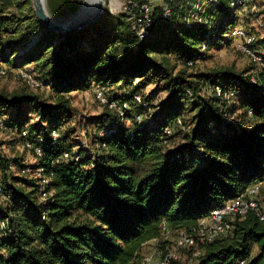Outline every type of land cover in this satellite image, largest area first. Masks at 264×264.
<instances>
[{
	"label": "trees",
	"instance_id": "16d2710c",
	"mask_svg": "<svg viewBox=\"0 0 264 264\" xmlns=\"http://www.w3.org/2000/svg\"><path fill=\"white\" fill-rule=\"evenodd\" d=\"M24 1L2 0L5 8H15L6 16L0 8L3 60L13 63L19 52L15 45L23 43V63L34 65L38 79L58 97L49 104L26 89H0V113L19 115L7 117L6 126L43 152L38 158L33 154L32 164H22L0 148V264H145L143 247L163 237L164 224L171 233L192 231L213 210L264 181V68L246 76L228 69L187 73L236 27L238 0H208L211 17L204 22L186 20L187 0H164L153 7L145 38L123 12H106L80 31L57 34L37 17L19 15ZM81 5L74 0V9ZM165 7L171 10L168 17ZM25 25L24 35L8 44L5 54V44L15 36L4 40L2 35H15ZM31 32L36 35L25 44ZM249 46L262 48L264 41L255 37ZM171 56L184 67L176 70ZM137 79L160 85L168 98L155 103L157 89L141 94L144 107L134 101L137 91L108 94L109 100L131 104L125 120L104 106L107 113L94 121L93 148L62 135L59 119L74 107L66 95L93 81L119 86ZM215 85L236 90L240 102L218 96ZM24 105H34L43 121L56 124L49 130L29 126L21 118ZM137 114L145 116L142 128ZM180 118L184 129L177 125ZM66 152L71 158L64 157ZM12 163L23 170L21 176H13ZM45 177L50 181L43 186ZM188 248V261L179 257L170 264H264V221L251 211L234 221L231 233Z\"/></svg>",
	"mask_w": 264,
	"mask_h": 264
},
{
	"label": "rangeland",
	"instance_id": "374dc122",
	"mask_svg": "<svg viewBox=\"0 0 264 264\" xmlns=\"http://www.w3.org/2000/svg\"><path fill=\"white\" fill-rule=\"evenodd\" d=\"M105 1L107 12L109 13V15L118 16L121 12V0ZM187 2V9L183 13L186 20L190 22H204L206 19H210L211 13H207V11L210 9L208 0H187ZM31 3V0L24 1L22 4V10H18L17 13L21 16H27L29 18L36 19V14L31 6ZM81 3H83V0H81ZM47 4L50 13L54 17V19L58 21L65 20L67 17L69 21H71L72 19L80 20L81 18L87 16V13L83 12L78 14H71L72 12L76 11V9H74V0H70L67 3L64 0H47ZM0 8H3V10L5 11L3 14H1L2 16L10 15L11 12H15L14 7L5 8V6L2 4V0H0ZM236 20V27H231V30H229L225 34L224 41H222L221 44L215 46L214 48L208 50L206 54L201 56V58L197 61L195 67L187 69L188 74H201L210 72L212 70L228 69L237 74L241 73L243 74V76H246L254 74L256 70L259 69V67L261 66L260 62L254 61L251 55H248L246 52L240 49L239 44H242L244 39L236 36L234 34V30L237 28H242L247 32V35H251L252 37L254 36V38L257 37V39L264 41V0H245L244 3L238 8ZM26 28L27 27L25 25L24 29H20L18 33H15V35H13V31H11V36L9 37H7L5 33L2 35V39L4 40L15 36L13 37V39L15 40H9L5 44V54L10 53L8 44H16L18 38L24 35V30ZM34 34L36 35V32H31L29 34V37L24 40L25 44L34 36ZM86 43L89 44L90 41L86 39ZM22 44L15 45L19 52L13 54V56L11 57L13 63L4 62L2 57L3 53L1 52L0 46V70H6L5 74L0 72V89H4L8 92L21 91L26 89L39 94L44 102L54 104L58 97L57 92H54L51 88L47 87L38 90L31 89L20 77V71L22 70H29L34 74L39 73L33 67L34 65L23 63L24 59ZM262 49H264V47L260 48L258 46L257 49L252 50L255 51L256 54H259L258 51L260 52L262 51ZM170 60L174 64L176 70L182 69L184 67L176 57L171 56ZM17 62L19 63L18 65H16ZM156 89L157 91H159V94L154 101L155 103L168 98L169 92L167 90L160 87V85H156V83L154 82L147 81L146 79L145 81L137 79L133 83H126L125 81H123L119 86H103L97 81H93L88 88L84 90H76L73 91L70 95H66L70 96L74 107L71 115H67L64 117L62 116L59 119L60 121L58 120L62 135L65 137H70L71 135L72 139L70 138V140H73L77 144L80 143L85 148H93L94 146L92 138L94 136L95 128L94 121H96V118H98L99 116L107 113L104 106H102L98 100L99 92H102L106 97L108 96V94L110 96H122L123 94H130L135 91H137L136 94L140 93V96L141 94L147 96L152 94V92ZM233 102H236L237 104L240 102V100H238V94L233 99ZM11 115L12 118L19 116L17 115V111L13 110L10 111L7 116L0 113V120H3L5 124V122L7 123L8 118L11 119ZM191 115L192 114H190V117ZM88 116H90V121L87 122L86 117ZM230 117L236 118L235 115H230ZM21 118H26V122L29 124V126L40 124V126L44 127L46 130L52 128L57 121H43L41 115L34 105H24ZM17 132L18 131L15 130V128L9 127V125L5 128L0 127V148L8 158H18L19 160H22V164H32L34 162L33 153L31 150L26 148L24 142L18 138ZM11 168L13 176H21V174L23 173V170H21L20 166H16L15 163H12ZM175 240V232L163 236L159 240L154 239L144 245L143 254L146 255L152 253L156 257H160L161 255H163V253H165V251L171 250L173 248ZM189 252V248L179 250V257L183 262L190 259ZM257 252L258 250L255 247L253 250V254L255 255Z\"/></svg>",
	"mask_w": 264,
	"mask_h": 264
},
{
	"label": "built area",
	"instance_id": "2783aa9c",
	"mask_svg": "<svg viewBox=\"0 0 264 264\" xmlns=\"http://www.w3.org/2000/svg\"><path fill=\"white\" fill-rule=\"evenodd\" d=\"M245 0H238L236 4L242 5ZM120 10L123 13L128 14V19L132 22L134 29L136 30L140 38H145L149 35V27L153 22V6L149 0H121ZM171 14L169 7L164 9V17H168ZM234 34L243 38L242 44L239 47L242 51L251 55L254 61H259L261 67L264 68V49L258 51L256 54L249 44L254 41V36L247 35V32L242 28H237L234 30ZM1 73L5 74L6 70L1 69ZM20 77L25 82V84L31 89L38 90L49 86L44 85L34 74L29 70L20 71ZM255 82V79L252 78ZM214 90L218 96L228 101H233L237 95L236 90H226L221 85H215ZM98 100L102 106H107L108 108L117 112L120 119L125 120L128 111L132 109L131 104L128 101H117L109 100L102 92L98 93ZM134 101L147 107L148 104L143 101L142 96L135 94ZM248 115L252 116L251 110L248 111ZM136 122L140 125V128L144 126L143 121L145 116L143 114H137L135 116ZM231 119V118H230ZM177 125L179 127L185 128L182 119H178ZM118 125L115 124L107 132L112 133ZM0 127L5 128L4 121L0 120ZM166 133L171 135L173 133L172 127L166 128ZM27 131H23V135H26ZM52 138L54 141L58 138V132L56 130L52 131ZM26 148L31 150L36 158L42 156V148L36 146L34 143L26 140L24 142ZM103 146H106L103 144ZM71 154L66 152L64 154L65 158H71ZM42 170L38 172L42 175ZM49 178H43V186L48 184ZM0 189V193H1ZM43 198H46V193L43 192ZM255 212L261 221H264V181L255 183L247 188V190L239 195L238 197L226 202L222 207L217 208L211 212V214L199 221V224L192 231L178 230L176 232V240L173 248L169 250L165 255L156 257L154 254H146L144 258L145 264H170L171 259L179 258V250L183 248H188L196 245L197 243H207L211 242L223 235H227L233 231L234 221L237 218L245 217L249 212ZM2 227L6 226V222H2ZM171 234V230L164 224L162 228V235L166 236ZM199 251L195 252L198 255ZM239 264H245V261H240Z\"/></svg>",
	"mask_w": 264,
	"mask_h": 264
},
{
	"label": "water",
	"instance_id": "95a60500",
	"mask_svg": "<svg viewBox=\"0 0 264 264\" xmlns=\"http://www.w3.org/2000/svg\"><path fill=\"white\" fill-rule=\"evenodd\" d=\"M86 0H83L84 5ZM31 6L36 14L37 19L47 28L50 30L56 32L57 34H65V33H71L80 31L93 23H95L97 20H99L106 12L107 8L105 5V0H97V11L92 16L73 23V24H64L58 21H55L45 9V5L43 4L42 0H33L31 3Z\"/></svg>",
	"mask_w": 264,
	"mask_h": 264
},
{
	"label": "bare ground",
	"instance_id": "6f19581e",
	"mask_svg": "<svg viewBox=\"0 0 264 264\" xmlns=\"http://www.w3.org/2000/svg\"><path fill=\"white\" fill-rule=\"evenodd\" d=\"M33 1V0H31ZM43 4L45 5V9L47 10V13L54 19V17L52 16V14L50 13V10L48 8V4H47V0H42ZM83 4V3H82ZM105 5H106V1H105ZM107 8V7H106ZM97 11V0H86L84 5L82 7H80L78 10H76L75 12H72L71 14H78V13H87L86 17L81 18L80 20H76V19H72L71 21H69L68 17L65 20L62 21H58L56 19H54L55 21L64 23V24H73L79 21H82L90 16H92L93 14H95ZM70 14V15H71Z\"/></svg>",
	"mask_w": 264,
	"mask_h": 264
},
{
	"label": "crops",
	"instance_id": "0c3cea01",
	"mask_svg": "<svg viewBox=\"0 0 264 264\" xmlns=\"http://www.w3.org/2000/svg\"><path fill=\"white\" fill-rule=\"evenodd\" d=\"M149 1L151 2L153 7L164 4V0H149Z\"/></svg>",
	"mask_w": 264,
	"mask_h": 264
}]
</instances>
